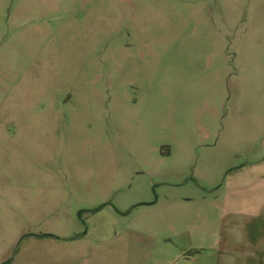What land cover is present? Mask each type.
Here are the masks:
<instances>
[{"label": "rangeland", "instance_id": "374dc122", "mask_svg": "<svg viewBox=\"0 0 264 264\" xmlns=\"http://www.w3.org/2000/svg\"><path fill=\"white\" fill-rule=\"evenodd\" d=\"M102 227L264 264V0H0V262Z\"/></svg>", "mask_w": 264, "mask_h": 264}, {"label": "crops", "instance_id": "0c3cea01", "mask_svg": "<svg viewBox=\"0 0 264 264\" xmlns=\"http://www.w3.org/2000/svg\"><path fill=\"white\" fill-rule=\"evenodd\" d=\"M100 231L99 240H96L100 243L97 245L99 250L91 243L95 239L90 229L81 237H77L81 233L72 237L53 235L58 239L42 237L49 235L46 233L32 234L25 238L24 251L13 249L12 256L0 264H128L126 249H122L117 242L108 246L107 236L102 237L108 229L102 227ZM22 258L24 261H21Z\"/></svg>", "mask_w": 264, "mask_h": 264}, {"label": "trees", "instance_id": "16d2710c", "mask_svg": "<svg viewBox=\"0 0 264 264\" xmlns=\"http://www.w3.org/2000/svg\"><path fill=\"white\" fill-rule=\"evenodd\" d=\"M98 211H99V209L97 208V209L91 210V211H89V212L95 214V213L98 212ZM84 234H85V233H84ZM84 234H82V235L84 236ZM42 237H52V238H56V239H58V237H55V236H53V235H42ZM4 264H9V263L6 262V263H4Z\"/></svg>", "mask_w": 264, "mask_h": 264}]
</instances>
